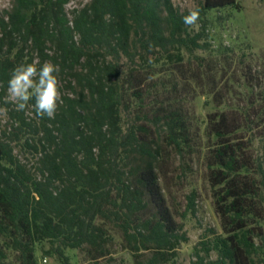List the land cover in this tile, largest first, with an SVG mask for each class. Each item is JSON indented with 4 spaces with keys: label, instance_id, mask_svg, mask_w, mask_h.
<instances>
[{
    "label": "trees",
    "instance_id": "obj_1",
    "mask_svg": "<svg viewBox=\"0 0 264 264\" xmlns=\"http://www.w3.org/2000/svg\"><path fill=\"white\" fill-rule=\"evenodd\" d=\"M70 2L12 0L0 14V107L7 113L5 124L0 117V264H38L36 245L43 241L50 243L46 254L64 264L65 248H85L89 260H99L110 254L104 223L121 231L134 254L151 252L136 264L171 260L187 237L159 183L157 149L143 125L123 127L122 108L130 89L144 101L147 89L142 79L133 85L136 76L168 64L180 68L184 51L196 58L193 77L215 106L206 160L223 229L210 230L217 237L201 241L205 253L197 252L193 263L241 264L249 258L257 264L258 256L264 264V151L256 154L257 137L245 135L252 130L248 111H238L244 121L230 118L215 82L219 65L195 54L211 47L203 40L209 12L237 1L199 0L198 31L183 23L187 11L172 0H89L67 11ZM33 61L57 64L58 78L69 77L54 119L38 117L34 101L24 111L5 102L12 70ZM161 117L167 143L180 153L190 148L184 113L169 107ZM194 202L192 193L186 211ZM212 250L218 257L207 260Z\"/></svg>",
    "mask_w": 264,
    "mask_h": 264
},
{
    "label": "rangeland",
    "instance_id": "obj_2",
    "mask_svg": "<svg viewBox=\"0 0 264 264\" xmlns=\"http://www.w3.org/2000/svg\"><path fill=\"white\" fill-rule=\"evenodd\" d=\"M87 1L89 0H71L66 9L70 11ZM172 1L179 10L187 11L188 8H195L199 0ZM236 1V6L216 8L209 12V25L203 40L208 41L211 47L205 51L196 50L195 54L219 65L215 82L222 88L229 116L244 121L238 111H248L253 122L252 130L245 135L250 137L253 134L257 137L254 141L255 152L261 154L264 151V138L260 136L264 132V0ZM11 2L12 0H0V14L11 6ZM199 28L197 23L191 29L198 31ZM125 61L123 58L122 62L126 67ZM194 66L196 58L184 51L183 66L180 68L173 69V65L168 64L157 68L153 75L141 72L140 76L134 78L133 85L142 79L143 88L147 89L144 101H139L130 89L126 94V105L122 108L123 127L130 124L143 125L146 128L144 135L152 147L157 149L155 154L158 158L156 171L159 183L178 223L179 232L185 233L187 237V240L178 244L171 260L166 264H171L172 261L176 264H194L196 253H205L201 241L217 237L211 235L210 230L214 229L218 233L223 231L209 183L206 160L210 143L207 125L215 106L212 95H206L205 89L194 79ZM58 79L61 94L68 92L69 77ZM167 100L170 102H165ZM169 107L181 110L190 125L192 146L182 153L167 143L162 127L163 118L161 120L160 115ZM0 117L2 124H5L7 113L2 107ZM16 151L32 158V154L26 149L17 147ZM192 193H195L194 209L186 211L188 195ZM98 222L101 223L100 220ZM104 226L110 234L107 244L110 254L99 260H89L90 253L85 248H65L69 264H136L137 259H145L150 255L151 252L134 254L126 248L127 243L118 228L111 223H104ZM253 241L260 242V237L254 236ZM49 247L48 241L36 245L37 263L64 264L55 254H46ZM217 257V251L212 250L206 258L215 260ZM254 259L257 264H263L258 256ZM241 264L252 262L245 258Z\"/></svg>",
    "mask_w": 264,
    "mask_h": 264
},
{
    "label": "clouds",
    "instance_id": "obj_3",
    "mask_svg": "<svg viewBox=\"0 0 264 264\" xmlns=\"http://www.w3.org/2000/svg\"><path fill=\"white\" fill-rule=\"evenodd\" d=\"M182 19L187 27H195L200 19V10L188 8ZM59 72L60 66L50 61L42 65L39 61L21 63L12 70L5 102L14 104L17 111H24L29 108V102L34 101L31 108L38 117L54 119L63 103Z\"/></svg>",
    "mask_w": 264,
    "mask_h": 264
}]
</instances>
